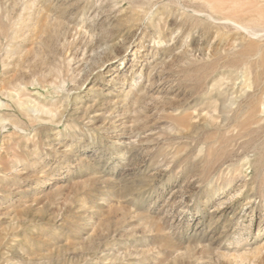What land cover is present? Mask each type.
Returning a JSON list of instances; mask_svg holds the SVG:
<instances>
[{"label":"rangeland","instance_id":"rangeland-1","mask_svg":"<svg viewBox=\"0 0 264 264\" xmlns=\"http://www.w3.org/2000/svg\"><path fill=\"white\" fill-rule=\"evenodd\" d=\"M0 264H264V0H0Z\"/></svg>","mask_w":264,"mask_h":264}]
</instances>
